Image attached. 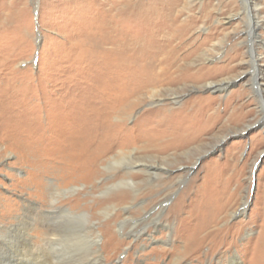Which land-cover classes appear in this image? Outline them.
<instances>
[{
	"label": "rangeland",
	"instance_id": "rangeland-1",
	"mask_svg": "<svg viewBox=\"0 0 264 264\" xmlns=\"http://www.w3.org/2000/svg\"><path fill=\"white\" fill-rule=\"evenodd\" d=\"M260 88L264 0H0V261L264 264Z\"/></svg>",
	"mask_w": 264,
	"mask_h": 264
},
{
	"label": "bare ground",
	"instance_id": "bare-ground-1",
	"mask_svg": "<svg viewBox=\"0 0 264 264\" xmlns=\"http://www.w3.org/2000/svg\"><path fill=\"white\" fill-rule=\"evenodd\" d=\"M259 4H257L256 3V8H255V10L257 11V10H259ZM258 12V11H257ZM263 20V19H262ZM262 20H258V21H256V22H254L253 23V28H254V30H256V28L257 27H259V26H261V22H262ZM258 60V57L255 55V57H254V60L252 61L253 63V69H252V74H253V76H254V78L257 76H259V67H258V64H255L256 63V61ZM207 88H219V89H222V88H224V83H222V82H220V83H213V82H210L208 85H207ZM260 91L261 92H263L264 90L262 89V88H260ZM121 112H125L124 110L123 111H121ZM116 161H118V158H113V160L111 161V162H109V164L111 165V164H113V163H115ZM83 215V214H82ZM84 216H86V214L84 215ZM21 219V218H20ZM157 221H159V220H157ZM19 223H22L23 224V222H22V220L21 221H19ZM25 225H27V228H25V230H27L26 231V234H27V232H28V229H29V225L30 224H25V222H24V224L22 225V226H25ZM86 228V230L84 231V233L85 234H83L85 237H84V239L86 240V243H85V247L83 248V255H84V259L86 260V263L87 264H105L104 263V259H103V256H102V254L101 253H99L100 252V250H99V248H98V246H99V243L97 242V240L93 237V235H92V226H88V224L85 226ZM90 227V228H89ZM30 230V229H29ZM22 236V235H21ZM10 237V236H9ZM15 241V240H14ZM24 241V240H23ZM29 243H30V241H29ZM31 245V244H30ZM15 246V247H14ZM13 247V249H11L12 251H11V253L13 254H11V257H10V259L8 260V259H6V261H0V264H12V263H14V262H16L17 260H19L20 258H18V256H23V253H20L19 252V248L21 249V247L23 246V244L21 245V243H19V242H17L16 243V245H14ZM25 248V246L22 248V249H24ZM19 252V253H18ZM34 254V253H33ZM32 255V254H31ZM24 257V256H23ZM38 257V256H37ZM40 261H42V260H40ZM42 264V263H41Z\"/></svg>",
	"mask_w": 264,
	"mask_h": 264
},
{
	"label": "water",
	"instance_id": "water-1",
	"mask_svg": "<svg viewBox=\"0 0 264 264\" xmlns=\"http://www.w3.org/2000/svg\"><path fill=\"white\" fill-rule=\"evenodd\" d=\"M256 64V63H255ZM258 79V78H257ZM257 79H254L255 80V83L257 84V82H256V80ZM200 160H201V157L199 158V161H198V163L200 162ZM198 165V164H197ZM258 167V165H256V168ZM195 168V167H194ZM255 174V173H254Z\"/></svg>",
	"mask_w": 264,
	"mask_h": 264
}]
</instances>
